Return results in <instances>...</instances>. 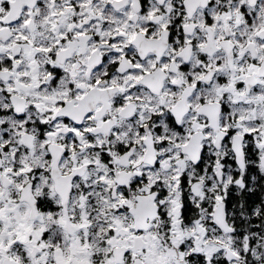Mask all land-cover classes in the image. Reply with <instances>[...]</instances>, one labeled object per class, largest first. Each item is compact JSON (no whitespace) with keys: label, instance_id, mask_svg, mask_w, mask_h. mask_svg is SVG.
<instances>
[{"label":"snow or ice","instance_id":"snow-or-ice-1","mask_svg":"<svg viewBox=\"0 0 264 264\" xmlns=\"http://www.w3.org/2000/svg\"><path fill=\"white\" fill-rule=\"evenodd\" d=\"M0 264H264V0H0Z\"/></svg>","mask_w":264,"mask_h":264}]
</instances>
